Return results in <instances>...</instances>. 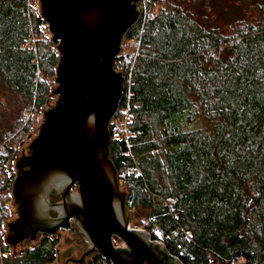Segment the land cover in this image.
I'll use <instances>...</instances> for the list:
<instances>
[{"label":"trees","instance_id":"16d2710c","mask_svg":"<svg viewBox=\"0 0 264 264\" xmlns=\"http://www.w3.org/2000/svg\"><path fill=\"white\" fill-rule=\"evenodd\" d=\"M145 1L122 43L138 49L114 63L109 157L128 206L184 264H264V0ZM59 58L38 0H0V264L56 257L46 239L13 253L5 231L11 138L55 99Z\"/></svg>","mask_w":264,"mask_h":264},{"label":"water","instance_id":"95a60500","mask_svg":"<svg viewBox=\"0 0 264 264\" xmlns=\"http://www.w3.org/2000/svg\"><path fill=\"white\" fill-rule=\"evenodd\" d=\"M39 1L60 54L53 90L58 98L43 112L28 154L16 159L17 212L6 224V243L37 240L39 231L54 233L75 217L90 250L111 264H184L149 231L130 227L127 193L109 157V124L125 90L114 63L140 18V0ZM55 193L62 197L58 203ZM112 235L127 248L117 250Z\"/></svg>","mask_w":264,"mask_h":264},{"label":"flooded vegetation","instance_id":"af4514ba","mask_svg":"<svg viewBox=\"0 0 264 264\" xmlns=\"http://www.w3.org/2000/svg\"><path fill=\"white\" fill-rule=\"evenodd\" d=\"M29 147L23 148L22 154H28ZM128 197V195H127ZM52 201L58 203L62 200L60 194L55 193L51 195ZM126 204L130 212V207L128 206L127 199ZM15 211L17 212V206L15 205ZM54 215H57V211H53ZM16 216V215H15ZM131 219V215H130ZM49 240L54 242L56 245V257L50 264H111V261L101 253L93 252L90 250L91 243L81 229L75 223V217L70 218L67 226L59 227L54 233H49L47 231H39L37 234V240L28 241L25 240L16 246L9 245L11 251L16 253V251L21 250L27 245L38 244L42 240ZM65 242V245H59L60 241ZM112 242L117 250H122L127 248L125 243L116 235H112Z\"/></svg>","mask_w":264,"mask_h":264},{"label":"rangeland","instance_id":"374dc122","mask_svg":"<svg viewBox=\"0 0 264 264\" xmlns=\"http://www.w3.org/2000/svg\"><path fill=\"white\" fill-rule=\"evenodd\" d=\"M142 6L143 7L147 6L145 0H140L138 2V8H139V10L141 12L140 13V18L142 16V8H143ZM38 7L40 9V1L39 0H38ZM48 34H49V37H51V39H52V34L50 33L49 29H48ZM123 41H122V43H123ZM128 42H129V44H128ZM128 42H127L128 45H125L126 44V41L124 42V44H122L123 45V48H124L123 54H125L129 50H134V49L137 50L138 49L136 40H132V41H128ZM56 86H57V82H56V85L54 86V88H56ZM57 98H58V95L55 94V99L52 100L46 107H44L43 110H41L38 114H36V116L33 118V122H32L33 123L32 124V128L33 129H31V131L29 133L23 134L22 131H19V133L17 132L18 135H16L15 137H12L11 138V140L14 143V146L15 147H19L20 154L18 155V157L21 156V153H22L23 148L29 147V144H30L31 140L38 134L39 129H40V126H41V124H42V122L44 120V118H43V112L47 108H49L52 105H54L56 103ZM129 110L130 109H128V111ZM123 112H125V126H124L125 127V130L124 131L126 132V121L128 119L127 117L129 116V113H127L126 111H123ZM17 139H19L20 142H18L16 144V140ZM15 164H16V160L13 162V169H14V172L16 173ZM121 189H123V190L126 191V189L123 188V187H121ZM73 190L76 191L77 190L76 187H74ZM11 207H12V205H11ZM12 210H13L12 218H14L15 215H16L15 204L14 203H13ZM130 215H131V219H130V227L131 228H135V229H145L147 231L149 230V229L145 228V224L147 225L148 222L146 221L147 220V213H146V211L143 208H141L139 206H135V207L131 208L130 209ZM6 232H7V226H6L5 235H6ZM152 239H155V238H152ZM30 245H33V243H31ZM61 245H65L64 240L63 241L62 240L60 241L58 247L59 246L61 247Z\"/></svg>","mask_w":264,"mask_h":264},{"label":"built area","instance_id":"2783aa9c","mask_svg":"<svg viewBox=\"0 0 264 264\" xmlns=\"http://www.w3.org/2000/svg\"><path fill=\"white\" fill-rule=\"evenodd\" d=\"M127 113H128V109H127Z\"/></svg>","mask_w":264,"mask_h":264}]
</instances>
